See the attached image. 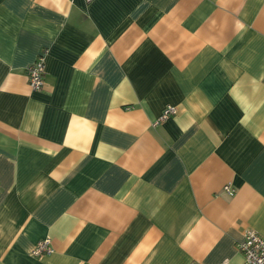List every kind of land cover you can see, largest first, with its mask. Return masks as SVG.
I'll return each mask as SVG.
<instances>
[{
	"label": "crops",
	"instance_id": "obj_1",
	"mask_svg": "<svg viewBox=\"0 0 264 264\" xmlns=\"http://www.w3.org/2000/svg\"><path fill=\"white\" fill-rule=\"evenodd\" d=\"M246 231L264 0H0V264H242Z\"/></svg>",
	"mask_w": 264,
	"mask_h": 264
},
{
	"label": "built area",
	"instance_id": "obj_2",
	"mask_svg": "<svg viewBox=\"0 0 264 264\" xmlns=\"http://www.w3.org/2000/svg\"><path fill=\"white\" fill-rule=\"evenodd\" d=\"M90 3L92 0H85ZM44 56L40 55L36 61L26 68V78L28 86L32 91H40L44 84ZM175 107L167 106L154 125L164 122L169 117L176 115ZM224 190L233 195L234 191L225 186ZM237 251L242 255V264H264V237L254 231H246L243 238L236 244ZM51 240L49 238L43 239L36 243L30 254L33 257L40 258L53 254Z\"/></svg>",
	"mask_w": 264,
	"mask_h": 264
}]
</instances>
